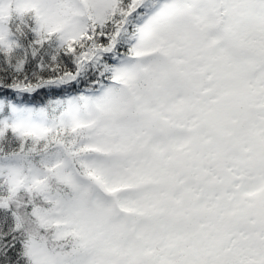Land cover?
<instances>
[{
	"label": "snow or ice",
	"instance_id": "1",
	"mask_svg": "<svg viewBox=\"0 0 264 264\" xmlns=\"http://www.w3.org/2000/svg\"><path fill=\"white\" fill-rule=\"evenodd\" d=\"M0 264H264V0H0Z\"/></svg>",
	"mask_w": 264,
	"mask_h": 264
}]
</instances>
